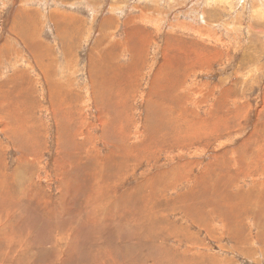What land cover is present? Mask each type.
<instances>
[{
    "label": "rangeland",
    "instance_id": "obj_1",
    "mask_svg": "<svg viewBox=\"0 0 264 264\" xmlns=\"http://www.w3.org/2000/svg\"><path fill=\"white\" fill-rule=\"evenodd\" d=\"M0 264H264V0H0Z\"/></svg>",
    "mask_w": 264,
    "mask_h": 264
}]
</instances>
